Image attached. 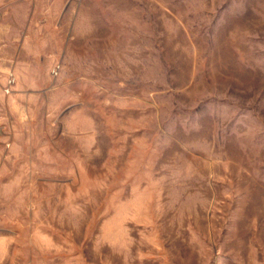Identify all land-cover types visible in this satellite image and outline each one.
Here are the masks:
<instances>
[{
	"label": "rangeland",
	"instance_id": "rangeland-1",
	"mask_svg": "<svg viewBox=\"0 0 264 264\" xmlns=\"http://www.w3.org/2000/svg\"><path fill=\"white\" fill-rule=\"evenodd\" d=\"M21 9L0 30V264H264V0Z\"/></svg>",
	"mask_w": 264,
	"mask_h": 264
},
{
	"label": "crops",
	"instance_id": "crops-1",
	"mask_svg": "<svg viewBox=\"0 0 264 264\" xmlns=\"http://www.w3.org/2000/svg\"><path fill=\"white\" fill-rule=\"evenodd\" d=\"M26 0H0V30L6 28L7 22H9L8 15L12 14H20L21 16L25 15L23 9L19 11V8H24ZM24 19L22 18V21ZM23 38L27 36L26 32H23L21 35ZM5 36L0 32V40L3 39Z\"/></svg>",
	"mask_w": 264,
	"mask_h": 264
}]
</instances>
